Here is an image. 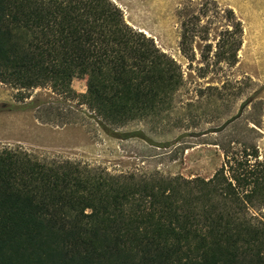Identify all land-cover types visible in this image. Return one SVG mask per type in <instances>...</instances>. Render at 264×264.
I'll use <instances>...</instances> for the list:
<instances>
[{
  "label": "trees",
  "instance_id": "16d2710c",
  "mask_svg": "<svg viewBox=\"0 0 264 264\" xmlns=\"http://www.w3.org/2000/svg\"><path fill=\"white\" fill-rule=\"evenodd\" d=\"M226 12L214 63H235L242 43ZM202 14L181 22L192 61ZM79 73L106 126L163 114L184 81L113 0H0V84L71 94ZM224 157L209 179L137 178L0 148V264H264V160L251 146Z\"/></svg>",
  "mask_w": 264,
  "mask_h": 264
},
{
  "label": "rangeland",
  "instance_id": "374dc122",
  "mask_svg": "<svg viewBox=\"0 0 264 264\" xmlns=\"http://www.w3.org/2000/svg\"><path fill=\"white\" fill-rule=\"evenodd\" d=\"M113 1L131 26L152 37L181 65L184 81L173 107L159 116L106 126L83 103V73L74 77L71 94L48 85L20 89L1 83L0 148L137 178L209 179L222 166L225 150L244 146L255 147L264 160V0ZM228 9L242 23V43L235 63H214L219 38L234 26ZM197 14H202L201 30L192 61L180 49L181 22ZM210 45L208 65L203 55Z\"/></svg>",
  "mask_w": 264,
  "mask_h": 264
}]
</instances>
